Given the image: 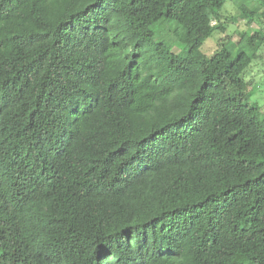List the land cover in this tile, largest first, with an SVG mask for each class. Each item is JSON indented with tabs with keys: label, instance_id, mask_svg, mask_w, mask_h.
<instances>
[{
	"label": "trees",
	"instance_id": "trees-1",
	"mask_svg": "<svg viewBox=\"0 0 264 264\" xmlns=\"http://www.w3.org/2000/svg\"><path fill=\"white\" fill-rule=\"evenodd\" d=\"M231 2L0 0V264H264V27L202 51L264 26Z\"/></svg>",
	"mask_w": 264,
	"mask_h": 264
},
{
	"label": "rangeland",
	"instance_id": "rangeland-1",
	"mask_svg": "<svg viewBox=\"0 0 264 264\" xmlns=\"http://www.w3.org/2000/svg\"><path fill=\"white\" fill-rule=\"evenodd\" d=\"M251 2L254 3V0H251ZM226 6V10H223V12L225 11L223 15H225V17L235 15L236 8L231 0H228ZM261 27H264L262 23H255L251 26H247L245 21L232 20L225 33L220 31L215 32L214 35L205 42L202 51L207 56H213L220 49L223 41L227 42L228 40H232L233 42H237L242 33L252 34L255 31L261 32ZM159 38H162V35H160ZM244 79L250 84L248 87V93L250 94L249 102L257 104L264 115V46L258 50V57L244 74Z\"/></svg>",
	"mask_w": 264,
	"mask_h": 264
}]
</instances>
